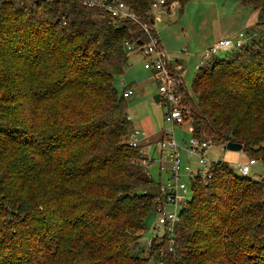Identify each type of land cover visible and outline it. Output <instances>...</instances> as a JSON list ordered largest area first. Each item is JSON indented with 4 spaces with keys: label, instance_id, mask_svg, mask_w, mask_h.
Returning <instances> with one entry per match:
<instances>
[{
    "label": "trees",
    "instance_id": "16d2710c",
    "mask_svg": "<svg viewBox=\"0 0 264 264\" xmlns=\"http://www.w3.org/2000/svg\"><path fill=\"white\" fill-rule=\"evenodd\" d=\"M121 1L144 16L153 0ZM236 1L264 24V0ZM142 37L80 0H0V264H264V180L222 160L192 180L173 242L140 254L160 182L116 82ZM191 88L193 136L264 157L263 37L214 55Z\"/></svg>",
    "mask_w": 264,
    "mask_h": 264
},
{
    "label": "built area",
    "instance_id": "2783aa9c",
    "mask_svg": "<svg viewBox=\"0 0 264 264\" xmlns=\"http://www.w3.org/2000/svg\"><path fill=\"white\" fill-rule=\"evenodd\" d=\"M80 2L87 8H95L105 12L111 18L132 21L143 32V37L138 40L137 44L124 41V47L128 53L137 52L142 56L144 69L153 73L157 83V94L160 98L158 104L163 106L162 118L167 125L164 126L161 136L155 142L142 146L138 144L136 137L145 133L139 129H132L129 144L140 148L142 155L146 158L147 167L150 162L155 160L158 162L161 172H165L166 178L164 181H160L158 186L154 207L156 218L152 225V231L157 235L158 230L162 229L163 234L172 243L174 226L178 222V212L186 206L191 196V189L181 182V177H189L191 181L196 176L207 180L211 177V166L216 161L208 160L209 140L198 138L191 133L188 139H184L183 143H179L173 134L176 125H181L186 121V118L190 120V107L187 101L189 93L180 74L182 68L179 64L168 59V55L163 50L155 30V17L160 16V13L155 14L154 11L167 6L166 1L153 0L144 16L137 15L121 0H80ZM175 4V2H172L168 6H175ZM248 36L249 34L246 35L245 32L241 31L234 41L232 39H219L204 52L203 61L198 65V68L205 65L219 52L242 46ZM131 93L132 89H128L123 92V96L126 98ZM149 149H153L157 156L150 157V155H146L144 151ZM181 153L188 158L184 164ZM193 157L198 158V163L206 170L204 173H200L199 170L195 171L191 167L189 159ZM227 163L232 169L235 168L233 170L240 175H257V181L264 180V157L246 156L244 160ZM260 165L263 169L260 168ZM168 206H172L174 210L168 211ZM151 242L152 238H149L147 244L149 245Z\"/></svg>",
    "mask_w": 264,
    "mask_h": 264
},
{
    "label": "rangeland",
    "instance_id": "374dc122",
    "mask_svg": "<svg viewBox=\"0 0 264 264\" xmlns=\"http://www.w3.org/2000/svg\"><path fill=\"white\" fill-rule=\"evenodd\" d=\"M175 3V6H165L154 11L155 14L160 13V16L155 17V29L168 59L181 66L182 79L189 96L195 100L191 82L198 65L203 61L204 52L219 39H232L234 41L241 31L245 32L246 35L249 34L243 45L250 43L252 39L264 38V24L259 23L261 20L260 12L256 11V20L254 22L251 20L252 25L247 26L245 22L253 10L249 6L241 5L236 0H189L184 6ZM223 53L219 52L216 56L222 57ZM131 55L134 57L133 52ZM121 77L117 78L118 81L116 82L119 94H122L123 87L129 86L134 89L135 85L145 91V94L141 95L142 90L139 89L140 92L134 90L132 96L135 97L126 99V111L128 115H131L132 127L143 130L141 127H135V120L141 124L145 120L154 127L155 131L160 132L167 125L162 118L164 109L153 99V96L157 94V83L153 80L152 73L144 69L142 58L133 59ZM121 79H124V85L120 83ZM173 134L179 143H183L184 139L191 136V121L186 120L181 125H176ZM144 152L150 157L156 155L153 149ZM233 152L238 154L239 160L247 156L243 150L229 151L223 143L217 142H210L207 156L209 161L222 159L233 163L238 160L237 157L230 156ZM181 159L183 164L188 160L183 153H181ZM189 164L195 171L199 170L200 173L206 171L198 163L196 157L190 158ZM260 168L263 169L261 165ZM233 169L235 170V168ZM148 172L156 182L164 181L166 178L165 172H161L159 164L155 160L150 162ZM249 177L254 180L258 178L257 175H249ZM181 182L190 188L192 181L189 177L183 176ZM167 210L173 211L174 208L168 206ZM155 218V211H149L145 217L146 229L137 246L141 249V255H146L147 241L155 236L152 231ZM157 235H163V230L159 229ZM148 264L160 263L152 261Z\"/></svg>",
    "mask_w": 264,
    "mask_h": 264
},
{
    "label": "crops",
    "instance_id": "0c3cea01",
    "mask_svg": "<svg viewBox=\"0 0 264 264\" xmlns=\"http://www.w3.org/2000/svg\"><path fill=\"white\" fill-rule=\"evenodd\" d=\"M256 17H257V13L255 12V11H252L251 12V14H250V16H248V19L246 20V25L247 26H251L252 24L250 23L251 22V20H252V22H254L255 20H256ZM156 30V29H155ZM133 54H134V57H133V55H131V53H129V64H128V66L130 65V62L133 60V59H135V58H142V56H140L137 52H133ZM142 62H143V58H142ZM127 66V67H128ZM127 69V68H126ZM122 77H123V75H122ZM121 77V78H122ZM152 78H153V80H155L154 79V76H153V73H152ZM120 83H122L123 85H124V79H121V81H120ZM132 85V84H131ZM132 86H134V85H132ZM124 89L122 90V94H123V92L124 91H126V90H128V89H132L131 87H129V86H127V87H123ZM139 88V86H137V85H135L134 86V89H132V93L128 96V97H126V99H130V98H134L132 95L134 94V90H138V92H140V90H142V89H140ZM141 95L142 94H145V91L144 90H142L141 91V93H140ZM132 96V97H131ZM128 112H129V110H128ZM161 113H162V110H161ZM128 114V113H127ZM128 117H129V119H130V121H131V115H128ZM135 127H141V129H143V130H141V131H143L145 134L144 135H138L137 137H136V140L138 141V144L140 145V146H142V145H145V144H150V143H153V142H155L160 136H161V134H162V130L159 132V131H155V129H154V127H152L149 123H147V122H145V120H144V122H142V124L141 123H137L136 122V120H135ZM132 124V123H131ZM133 128V127H132ZM133 129H135V128H133ZM137 129V128H136ZM152 150V149H151ZM155 152V151H154ZM157 156V153H156V155L154 156V157H156ZM230 156H232V157H237L236 159H238V154L237 153H235V152H233L232 154H230ZM246 158V156L245 157H243V158H241L240 160L238 159L237 161H241V160H244ZM224 161H226V160H224ZM157 162V161H156ZM158 163V162H157Z\"/></svg>",
    "mask_w": 264,
    "mask_h": 264
},
{
    "label": "water",
    "instance_id": "95a60500",
    "mask_svg": "<svg viewBox=\"0 0 264 264\" xmlns=\"http://www.w3.org/2000/svg\"><path fill=\"white\" fill-rule=\"evenodd\" d=\"M153 99L156 103L159 102L160 98H159V95L158 94H155L153 96ZM225 148L229 151H240V150H243V146L239 143H235V142H231V141H228L225 145Z\"/></svg>",
    "mask_w": 264,
    "mask_h": 264
}]
</instances>
